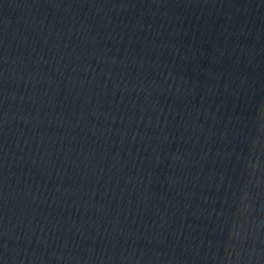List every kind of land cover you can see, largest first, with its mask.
<instances>
[{
    "label": "water",
    "instance_id": "water-1",
    "mask_svg": "<svg viewBox=\"0 0 264 264\" xmlns=\"http://www.w3.org/2000/svg\"><path fill=\"white\" fill-rule=\"evenodd\" d=\"M193 97L244 264H264V0H151Z\"/></svg>",
    "mask_w": 264,
    "mask_h": 264
}]
</instances>
